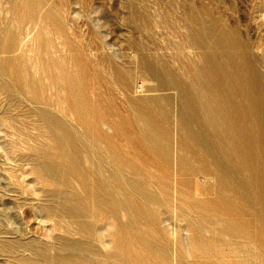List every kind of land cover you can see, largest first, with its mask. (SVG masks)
Instances as JSON below:
<instances>
[{"label": "rangeland", "instance_id": "rangeland-1", "mask_svg": "<svg viewBox=\"0 0 264 264\" xmlns=\"http://www.w3.org/2000/svg\"><path fill=\"white\" fill-rule=\"evenodd\" d=\"M262 118L264 0H0V264H264Z\"/></svg>", "mask_w": 264, "mask_h": 264}, {"label": "bare ground", "instance_id": "bare-ground-1", "mask_svg": "<svg viewBox=\"0 0 264 264\" xmlns=\"http://www.w3.org/2000/svg\"><path fill=\"white\" fill-rule=\"evenodd\" d=\"M245 82H244V85H246L247 86V83H248V81L247 80H244ZM246 90L244 91V92H242V95H245L246 93ZM261 127H262V131H261V128H260V131H261V135L264 137V118H262V120H261ZM261 136V137H262ZM262 157H264V149H262L261 150V154H260ZM63 258H66V257H63Z\"/></svg>", "mask_w": 264, "mask_h": 264}]
</instances>
